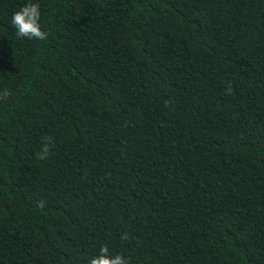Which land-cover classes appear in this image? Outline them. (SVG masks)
Returning a JSON list of instances; mask_svg holds the SVG:
<instances>
[{"label":"trees","instance_id":"1","mask_svg":"<svg viewBox=\"0 0 264 264\" xmlns=\"http://www.w3.org/2000/svg\"><path fill=\"white\" fill-rule=\"evenodd\" d=\"M105 245L264 264V0H0V264Z\"/></svg>","mask_w":264,"mask_h":264},{"label":"clouds","instance_id":"2","mask_svg":"<svg viewBox=\"0 0 264 264\" xmlns=\"http://www.w3.org/2000/svg\"><path fill=\"white\" fill-rule=\"evenodd\" d=\"M40 6L38 3H27L12 15L11 23L17 30V36L27 37L29 39H36L43 41L47 39V33L42 31L40 21ZM4 97L8 96L7 89L3 91ZM50 138H46L42 145V151L38 153V158L46 159L49 152ZM39 206H43V201L39 202ZM127 235H123L122 239H127ZM89 264H127L125 257L120 254L110 255L109 249L105 245L100 248L98 255L92 257Z\"/></svg>","mask_w":264,"mask_h":264}]
</instances>
